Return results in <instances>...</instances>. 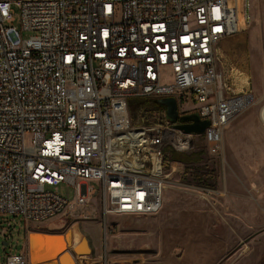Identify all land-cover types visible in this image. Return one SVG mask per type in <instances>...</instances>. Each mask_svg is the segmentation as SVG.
Segmentation results:
<instances>
[{"label":"built area","instance_id":"2783aa9c","mask_svg":"<svg viewBox=\"0 0 264 264\" xmlns=\"http://www.w3.org/2000/svg\"><path fill=\"white\" fill-rule=\"evenodd\" d=\"M251 22L250 0H0V214L42 224L95 204L105 226L157 215L184 166L173 152L203 136L218 154L252 102L219 50ZM141 98H174L181 117L210 125L196 135L135 119ZM62 183L74 201L50 189ZM92 264L114 263L103 247Z\"/></svg>","mask_w":264,"mask_h":264},{"label":"rangeland","instance_id":"374dc122","mask_svg":"<svg viewBox=\"0 0 264 264\" xmlns=\"http://www.w3.org/2000/svg\"><path fill=\"white\" fill-rule=\"evenodd\" d=\"M250 1L252 22L232 44L249 71L253 99L226 127L221 151L212 153L204 137H197L190 153L200 154V160L171 174L164 206L154 216H109L105 226L95 204L42 224L0 214V264L11 255H27L30 234L43 232L62 235L33 252L35 262L55 257L62 245L72 249L86 237L92 253L81 247L79 254L85 256H78L76 264L84 258L92 264L103 247L114 264H264V0ZM14 14L13 25L19 27L17 8ZM131 112L148 122L168 120L138 103H132ZM205 188L213 191L207 199L202 198ZM50 189L74 201L69 184ZM51 222L62 228L49 230Z\"/></svg>","mask_w":264,"mask_h":264},{"label":"water","instance_id":"95a60500","mask_svg":"<svg viewBox=\"0 0 264 264\" xmlns=\"http://www.w3.org/2000/svg\"><path fill=\"white\" fill-rule=\"evenodd\" d=\"M165 102L167 104L166 115L168 119L172 121L173 123H177L178 122V107H177L176 100L174 98H166ZM181 120L185 123L177 124L176 127L183 130L185 133H189V134L203 135L206 128L210 125V122L208 120H201L197 113L186 115L182 117ZM42 235L56 236V233L54 232L44 233L43 232ZM29 246H30V243H29ZM81 247H84L86 253H88V255H91L92 249L90 248L89 241L86 237H83L80 243L75 245L72 249L67 247V249L59 253L57 257L59 258L62 264H65L64 260H66V256L68 255L72 258L71 259L72 264H76L78 256L80 257L85 256L84 254H79ZM71 253L75 257V260L72 257Z\"/></svg>","mask_w":264,"mask_h":264},{"label":"crops","instance_id":"0c3cea01","mask_svg":"<svg viewBox=\"0 0 264 264\" xmlns=\"http://www.w3.org/2000/svg\"><path fill=\"white\" fill-rule=\"evenodd\" d=\"M235 37V36H234ZM234 37H231L229 39H226L224 41L221 42L220 44V52L223 54V56L231 61L233 63V65L235 66L236 68V72L237 74L239 75V78L241 80H243V82H250V77H249V71L247 69V66L241 61V58L238 56V51L235 49V46L232 44V42H235L233 40ZM164 206V204H163ZM62 225H58L56 223H48L47 227L49 230L51 231H54V230H57V229H61ZM65 235V234H63ZM75 242H74V246H75ZM90 245V248L92 249L91 247V244L89 243ZM27 249H28V253H27V256H28V259H29V264H41L40 262H35L31 259V251H29V242H28V245H27ZM71 252V251H70ZM72 255V253H71ZM72 257L74 258L75 260V257L72 255ZM47 258V257H46ZM55 258V257H53ZM51 259V258H49ZM56 261V262H55ZM55 261L53 262L54 264H62L61 261L59 260L58 257H56Z\"/></svg>","mask_w":264,"mask_h":264},{"label":"trees","instance_id":"16d2710c","mask_svg":"<svg viewBox=\"0 0 264 264\" xmlns=\"http://www.w3.org/2000/svg\"><path fill=\"white\" fill-rule=\"evenodd\" d=\"M132 103H138L139 107L145 111L156 112L160 114H166L167 111V104L164 98H141L131 101V105ZM199 157L200 154H194V153L184 154V153L173 152L172 154V159L174 161H178L183 164L198 162L200 160Z\"/></svg>","mask_w":264,"mask_h":264},{"label":"bare ground","instance_id":"6f19581e","mask_svg":"<svg viewBox=\"0 0 264 264\" xmlns=\"http://www.w3.org/2000/svg\"><path fill=\"white\" fill-rule=\"evenodd\" d=\"M260 117L262 122L264 123V106L261 108L260 110ZM37 234V235H36ZM42 233H34V234H30L28 242L30 243L29 246V251H31V259L33 261L34 260V256H33V252L35 253H40L46 246V241L50 240L54 237H61V235H56V236H45V235H40ZM65 249H67V247L65 245H62L61 247V251H59L55 258H43L41 260H39L38 262H40L41 264H53V262L55 261L56 257L58 256L59 253H61L62 251H64ZM33 250V251H32ZM72 258L70 256H66V261L69 262V264H72ZM83 261V264H90L89 262V258H84L83 260H81V262ZM56 262V261H55Z\"/></svg>","mask_w":264,"mask_h":264},{"label":"flooded vegetation","instance_id":"af4514ba","mask_svg":"<svg viewBox=\"0 0 264 264\" xmlns=\"http://www.w3.org/2000/svg\"><path fill=\"white\" fill-rule=\"evenodd\" d=\"M166 116H167V115H166ZM181 118H182V117L180 116V114H179V110H178V121H182Z\"/></svg>","mask_w":264,"mask_h":264}]
</instances>
